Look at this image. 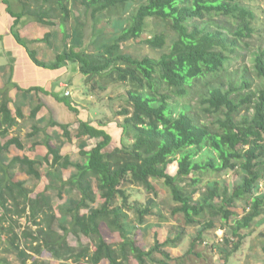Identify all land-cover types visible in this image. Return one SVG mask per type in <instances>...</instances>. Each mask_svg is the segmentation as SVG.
Returning a JSON list of instances; mask_svg holds the SVG:
<instances>
[{
  "label": "trees",
  "instance_id": "obj_1",
  "mask_svg": "<svg viewBox=\"0 0 264 264\" xmlns=\"http://www.w3.org/2000/svg\"><path fill=\"white\" fill-rule=\"evenodd\" d=\"M29 1L38 6L33 8ZM0 6L15 19L13 34L36 66L60 70L77 64L88 81L99 78L106 85L130 87L127 108L119 113L124 123L113 131L107 124L82 119L80 108L69 97L55 95L74 114V123L62 124L52 116L42 127L45 118L40 117V104L28 117L34 125L24 138L10 135L19 127L18 120L26 118L18 99L43 89L22 90L13 85L18 90L16 116L9 109L8 89L0 91V251L7 243V251L16 253L21 264H47L33 259L22 247L13 223L15 218H26L37 228L36 235L29 234L32 253L37 256L47 251L53 259L73 264H130L131 260L136 264H178L180 258L162 249L175 248L183 232L163 244L156 239L148 251L130 237L128 212H135L136 223L143 225L152 211L150 206H130L123 186H140L155 195L154 181L163 182L170 191L178 206L173 215H181L187 227L200 224L209 215L207 226L212 228L213 219L220 217L231 230L227 245L232 237L243 239L241 231L264 213V50L253 60L260 82L255 90L247 67L242 73H230L242 60L243 45L256 35L255 14L243 0H85L81 7L86 19L89 16L94 22L88 44L81 31L83 23L78 22L72 33L67 31V23L78 14L70 0H24L20 12L14 11L10 0H0ZM26 17L43 26L37 31H44L42 38L30 40L20 34ZM58 17L60 33L46 30L56 26L53 20ZM101 20L106 23L99 28ZM148 20L168 30L144 41L152 50L164 53L160 59H133L123 52V46L142 38ZM40 43L56 52L52 64L29 50V45ZM208 118L214 121L205 122ZM51 128L56 130L52 135ZM116 130L119 134L114 135ZM59 139L61 144L54 145ZM130 141L133 143L128 145ZM12 151L23 155L13 156ZM72 152L79 161H72ZM171 165L177 168L175 175L169 173ZM20 168L38 181L43 177L42 168L49 176V186L35 199L30 198L32 191L24 182L15 179ZM230 171L246 175V179L232 192L228 188L221 191L216 182L195 201L203 179L194 174ZM67 191L78 192L80 201L75 207L70 206ZM53 193L60 201L59 209H66L67 223L59 226L61 233L54 229ZM216 200L221 204L216 205ZM237 200L246 201L248 209L231 225ZM103 227L118 234L117 247L108 243ZM70 235L97 239L93 249L89 244L73 247ZM202 235L193 241L191 253L197 243H203ZM238 248L237 244L234 251ZM158 253L163 259L155 261Z\"/></svg>",
  "mask_w": 264,
  "mask_h": 264
},
{
  "label": "rangeland",
  "instance_id": "obj_2",
  "mask_svg": "<svg viewBox=\"0 0 264 264\" xmlns=\"http://www.w3.org/2000/svg\"><path fill=\"white\" fill-rule=\"evenodd\" d=\"M13 2V7L16 12L22 11V4L24 0H11ZM85 0H70L71 7L73 11H77L78 14L74 15L71 20L67 23L66 28L69 33H72L77 28V23H83L84 26L81 28L84 34L85 44H88L92 38L94 32V22L91 17L87 16L82 9L81 5ZM30 5L35 8L36 5L33 1H29ZM243 5L248 7L255 14L254 27L256 29V35L254 38L247 40L246 43L249 44L247 47L246 43L243 45V50L241 51V62L235 64L231 69L230 73L240 72L242 73L245 67L249 69L250 76L252 78L256 89V86L260 83L256 78L253 71V60L256 54L264 50V40L258 39V37H264V0H243ZM55 27H46V30L56 32L59 31L60 19L55 18ZM24 33L26 37H43V32L38 33L39 28L43 26L35 23V20L30 17L25 18ZM106 21L99 23L98 27L102 28L105 26ZM98 28V29H99ZM28 32V33H27ZM36 32L38 34H36ZM167 33L168 30L165 29L161 24H155L153 20L147 21L146 31L141 39L131 41L123 46V52L131 56L133 59L142 60L145 57H150L152 59H160L164 51L152 50L149 48L144 41L151 39L156 34ZM57 33V32H56ZM58 36V35H57ZM70 40H67L69 43ZM45 49L48 50L46 58L54 57L56 54L48 45L44 44ZM34 47V46H33ZM62 48V46H60ZM91 50H93L91 48ZM77 64H70L63 70L67 72L70 71L71 74L64 78V85L67 86L66 91H70L69 98L77 107L80 108V117L91 122H97L102 124H107L110 130H114L117 124L124 123V117L120 116L125 108H127V98L128 91L130 87L128 85H123L119 83L106 85L105 81L96 78L92 81H88L86 78H82L78 75ZM81 74V73H80ZM64 75V73H63ZM62 78V77H60ZM59 78V79H60ZM70 78V80L66 79ZM45 90V89H43ZM64 96L65 89L62 91ZM61 96V97H62ZM50 100V99H49ZM49 105V104H48ZM65 109V108H63ZM52 115H47L45 122L48 123ZM53 117L59 123H68L69 121L74 123L75 117L65 116L62 112L54 114ZM72 118V119H70ZM212 122L213 119L205 120V122ZM34 125V121L29 118L22 120L19 127L16 128L14 133H10L11 136L26 137L30 132V129ZM75 129V128H74ZM73 129V131H75ZM49 133H52V129H48ZM54 133V132H53ZM119 134L116 130L114 135ZM55 136V134L53 135ZM56 137V136H55ZM57 138H54L56 140ZM58 142H54V145H60V139ZM62 142V141H61ZM93 143V142H92ZM89 143L91 147L93 144ZM133 141H130L128 145H131ZM21 154L19 152H13L12 155ZM72 161L76 162L80 159L75 153H71ZM42 179L36 180L33 177H29L25 174V169L20 168L19 172L16 173L15 179L20 182H24L25 187L32 191L30 198L35 199L39 193H42L50 184L49 176L45 174L46 172L41 169ZM177 168L175 165H171L169 168V173L175 175ZM196 177H201L203 182L198 186L200 192L194 197L195 201L199 200L201 194L206 192L207 189H212L214 183L218 182L220 190L223 191L224 188H228L230 192L234 186L241 184L246 175H240L238 172L230 171L223 172L220 175H205L201 176L194 174ZM191 177H195V176ZM157 194L148 193L144 188L136 185H131L129 183L124 184L123 189L127 192L129 196V205L137 209H144L147 206L151 207V215L146 217L143 225H138L136 223V213L131 211L129 214V222H131L129 233L130 237L134 238L143 250L148 251L155 245V240H159L161 244L170 237L174 238L180 232H183V237L175 248L167 247L162 249L165 253L166 251L171 254L173 258H180L178 264H264V213L262 216L257 218L247 230L241 231V236L243 239L239 241L237 238H230V244H226V239L231 236V230L229 225L225 223L222 218L213 219V227L208 228V222L210 221V216L206 215L203 219H200V224L194 226H186L181 215L174 216L173 210L178 207L173 201L170 191L164 186L163 182L154 181L153 182ZM264 184V182L262 183ZM54 192V191H52ZM261 196L264 195V187L261 186ZM54 194L53 205L56 208L55 215L57 221L54 224V229L61 233L59 226L67 223L64 219L66 216V209H59L60 201L58 200L56 193ZM66 195L70 198V206L75 207L80 201V196L77 191H67ZM216 205L221 204V200L215 201ZM245 209H248V204L244 200H237L235 207L231 210L234 212V217L230 221L231 225H234V221L241 220L244 216ZM2 211H0V216ZM14 222L16 231L21 237L22 247L29 253L33 259H39L45 261L47 264H73V262L58 261L53 259L47 251H44L41 256H37L32 253L34 246L31 245V240L29 238L30 233L36 235L37 228L32 227L28 219L22 218ZM1 226V225H0ZM202 233L203 243H197L193 252L190 250L192 248V243ZM103 234L111 245L114 247L120 243L116 232L106 229L103 227ZM3 241L7 242V235L2 236ZM96 239L86 238L84 236L75 237L74 235L69 236V243L73 247H78L79 245H90L93 249ZM238 244V250L234 251L235 246ZM8 245L4 244V247L0 251V260L6 261L3 264H21L20 259L17 257L16 253L7 251ZM229 254V255H228ZM155 261L163 259V256L158 253L155 256ZM30 259L29 263L33 262ZM227 259V260H226ZM167 264H176L174 262H166ZM85 264V263H82ZM101 264H107V262H102ZM130 264H136L135 261L131 260Z\"/></svg>",
  "mask_w": 264,
  "mask_h": 264
},
{
  "label": "crops",
  "instance_id": "obj_3",
  "mask_svg": "<svg viewBox=\"0 0 264 264\" xmlns=\"http://www.w3.org/2000/svg\"><path fill=\"white\" fill-rule=\"evenodd\" d=\"M10 2L13 7V2L11 0ZM14 25L15 19L9 15L7 8L5 6H0V91L8 89V96L12 99V103L9 104V109L11 110L13 116H16L14 102L18 99V90L13 88V85H17L22 90H29L32 88L45 89L43 91L27 94L26 98L22 97L18 99L20 100L19 104L22 107L23 115L26 117L24 120L28 119L33 108L40 104L43 105L40 112L41 119L45 118L46 120L47 115L50 114L53 116L58 113V111L65 114L66 117H73L64 104L57 101L54 97L55 95L62 96V91L64 90L62 88V85H64V78L68 77L71 72H68V70L65 72L63 68L60 70H50L36 66L31 60L28 50L17 42L13 34ZM24 32V28H21L20 34L24 38L30 40L40 38H28L25 36L26 33ZM36 34L38 33L36 32ZM44 46V44L40 43L29 45L28 48L29 50L37 52L39 60L47 64H52L55 61L56 54L54 57L46 58V56H48V50H46V47ZM77 71L79 76L85 78L80 74L79 66L77 67ZM66 79L70 80V78ZM19 94L21 95V93ZM18 121L21 124L22 120ZM45 125L46 122L42 124V127H45ZM15 130L16 128L12 129L11 132L14 133ZM55 131L56 130L52 131L50 134L52 135ZM22 155L23 154H15L14 156Z\"/></svg>",
  "mask_w": 264,
  "mask_h": 264
},
{
  "label": "built area",
  "instance_id": "obj_4",
  "mask_svg": "<svg viewBox=\"0 0 264 264\" xmlns=\"http://www.w3.org/2000/svg\"><path fill=\"white\" fill-rule=\"evenodd\" d=\"M62 88L65 89V93H64V95H65L66 97H69L71 93H70V91H66L67 86H66V85H62Z\"/></svg>",
  "mask_w": 264,
  "mask_h": 264
}]
</instances>
